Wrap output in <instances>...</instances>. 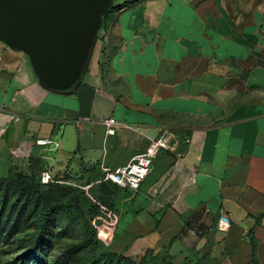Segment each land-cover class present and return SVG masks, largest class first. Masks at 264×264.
Listing matches in <instances>:
<instances>
[{"label": "crops", "instance_id": "crops-1", "mask_svg": "<svg viewBox=\"0 0 264 264\" xmlns=\"http://www.w3.org/2000/svg\"><path fill=\"white\" fill-rule=\"evenodd\" d=\"M127 1L65 91L44 86L27 55L0 41V158L25 163L35 150L52 177L113 169L168 131L184 153L161 151L121 209L128 249L264 264V12L252 0L111 5Z\"/></svg>", "mask_w": 264, "mask_h": 264}, {"label": "rangeland", "instance_id": "rangeland-1", "mask_svg": "<svg viewBox=\"0 0 264 264\" xmlns=\"http://www.w3.org/2000/svg\"><path fill=\"white\" fill-rule=\"evenodd\" d=\"M252 1L264 12V0ZM41 173L6 154L0 158V199L7 192L0 211V264L24 257L28 264H213L206 256H175L167 248L130 251L125 230L131 215L121 209L132 205L137 191L106 180L96 165L51 175L47 182ZM43 215L45 233L32 247Z\"/></svg>", "mask_w": 264, "mask_h": 264}, {"label": "water", "instance_id": "water-1", "mask_svg": "<svg viewBox=\"0 0 264 264\" xmlns=\"http://www.w3.org/2000/svg\"><path fill=\"white\" fill-rule=\"evenodd\" d=\"M111 0H0V41L24 52L39 81L65 91L80 80Z\"/></svg>", "mask_w": 264, "mask_h": 264}, {"label": "built area", "instance_id": "built-area-1", "mask_svg": "<svg viewBox=\"0 0 264 264\" xmlns=\"http://www.w3.org/2000/svg\"><path fill=\"white\" fill-rule=\"evenodd\" d=\"M106 33L103 38L107 40ZM103 122L107 125V132L112 134L115 129L116 121L113 118L104 119ZM38 145L53 144L58 147V143L50 139H39L36 141ZM183 142L175 135L168 131H164L157 138L149 141L144 151L132 156L128 162L122 166L113 169H103L104 178L110 180L114 184L129 189H137L148 175L152 163L161 151L170 152L176 158H179L184 153L185 147ZM41 177L43 181H48L51 174L48 170L42 171ZM229 220L223 215L218 220V228L226 231L229 228Z\"/></svg>", "mask_w": 264, "mask_h": 264}, {"label": "trees", "instance_id": "trees-1", "mask_svg": "<svg viewBox=\"0 0 264 264\" xmlns=\"http://www.w3.org/2000/svg\"><path fill=\"white\" fill-rule=\"evenodd\" d=\"M133 1V0H132ZM131 3V1H127L126 3H122L120 5H117V6H113V5H110L108 11L103 15L102 17V20H101V26H100V29L103 27V25H105L107 19L110 17V15H112L114 12L116 11H119L120 9H122L125 5ZM182 146L185 147V143L182 144ZM27 164L29 165V168L34 170L35 172H39V171H45V161L44 159L42 158V156L37 152V151H32L28 157V160H27ZM97 167V166H96ZM57 177V176H55ZM54 177V178H55ZM110 181V180H108ZM111 182V181H110ZM113 183V182H111ZM114 184V183H113ZM116 185V184H115ZM6 194L7 192L5 191L1 196L2 198L0 199L1 200V203H0V211L2 210V206L4 205V202H5V199H6ZM40 221L42 222L41 224V227L38 229V231L36 232V236L34 237V241H33V246H35V244L39 241V239L43 236V234L45 233V227H46V223L48 221L47 219V215H43L41 218H40ZM145 252H151L149 251L148 249L145 251ZM25 258V257H24ZM23 259L17 261L16 263L14 264H28L27 261H25ZM202 258H206L205 256L201 257ZM200 259V260H201ZM31 264V263H30ZM198 264H201V263H198Z\"/></svg>", "mask_w": 264, "mask_h": 264}]
</instances>
